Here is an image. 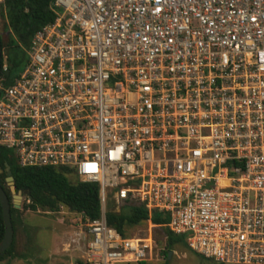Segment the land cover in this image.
<instances>
[{"label":"built area","instance_id":"built-area-1","mask_svg":"<svg viewBox=\"0 0 264 264\" xmlns=\"http://www.w3.org/2000/svg\"><path fill=\"white\" fill-rule=\"evenodd\" d=\"M51 9L24 70L0 78V147L100 186V218L70 211L68 250L82 264L150 261L159 226L134 237L107 223L110 203L132 201L206 260L264 264V0Z\"/></svg>","mask_w":264,"mask_h":264},{"label":"trees","instance_id":"trees-1","mask_svg":"<svg viewBox=\"0 0 264 264\" xmlns=\"http://www.w3.org/2000/svg\"><path fill=\"white\" fill-rule=\"evenodd\" d=\"M52 0H4L3 16L7 21L10 36L7 44L3 42V50L6 59L2 66L7 62L8 72L2 73V78L6 79L7 86L14 83L15 79L24 70L27 64L26 49L30 47L35 34L44 26L55 19V13L51 9ZM15 73V77L11 75ZM11 167L12 176L17 192H22L31 200L27 205L32 211L39 209L57 212L61 207H66L72 212L84 213L90 219H98L102 213L100 199V186L93 183H82L74 175L71 169H56L51 167H22L14 153L0 147V185L7 192L10 201H13L11 190L6 183V166ZM107 207V223L116 228L120 233L130 236L127 228L143 226L147 221L159 226L154 230H161L166 238L168 251L166 256L175 247L180 246L188 249V245L182 237L174 235L164 225L168 224V219L157 213H150L143 204L127 201L116 211ZM115 207L114 205L112 206ZM18 209L12 203V221ZM15 230V227H14ZM16 233V230H15ZM5 235L2 207L0 204V242ZM15 239V237H14ZM15 243L3 255H0V262L14 257ZM82 264V262H78ZM145 264V263H141Z\"/></svg>","mask_w":264,"mask_h":264},{"label":"rangeland","instance_id":"rangeland-1","mask_svg":"<svg viewBox=\"0 0 264 264\" xmlns=\"http://www.w3.org/2000/svg\"><path fill=\"white\" fill-rule=\"evenodd\" d=\"M3 11L4 0L0 3V34L3 37V42L7 44L10 31L2 14ZM4 64L8 67L7 62ZM11 77H15V73ZM109 194L112 196V193ZM13 196L14 194H12V198ZM22 196L21 209H18L14 215L16 262L0 264H74L73 259H78L79 253L69 251L68 244L75 226L74 221L77 218L66 207H61L57 212L41 209L32 211L27 208L26 194ZM112 206L113 204L110 205V208L115 210V207ZM127 233L134 237H144L147 234L145 226L127 228ZM154 238L156 248L153 258L145 264H216L214 261L204 259L189 248L185 249L180 246L171 250L172 256L168 254L167 257L166 252L169 249L163 232L156 230Z\"/></svg>","mask_w":264,"mask_h":264},{"label":"water","instance_id":"water-1","mask_svg":"<svg viewBox=\"0 0 264 264\" xmlns=\"http://www.w3.org/2000/svg\"><path fill=\"white\" fill-rule=\"evenodd\" d=\"M3 46H2V37L0 34V78L2 77L3 73ZM10 73L7 72V75ZM7 171V179L6 183L8 187L11 190V193L14 194L13 196V205L15 209H21V202L23 199V193L17 192L14 178L12 176L11 167L9 165L6 166ZM0 204L2 207V213H3V221L5 226V235L3 240L0 242V255L5 254L13 245L14 237H15V230L14 225L12 221V203L9 199V196L5 189L0 185ZM172 252L169 253V256H172ZM77 263V259H74V264Z\"/></svg>","mask_w":264,"mask_h":264},{"label":"crops","instance_id":"crops-1","mask_svg":"<svg viewBox=\"0 0 264 264\" xmlns=\"http://www.w3.org/2000/svg\"><path fill=\"white\" fill-rule=\"evenodd\" d=\"M15 256H16V255L14 254V257H11V258H9V259H6L5 261H2V262H0V263H5V262H6V263H7V262H8V263H11V262L13 263V262H16V260H15L16 257H15ZM77 262H78V259H77ZM73 263H74V259H73Z\"/></svg>","mask_w":264,"mask_h":264},{"label":"flooded vegetation","instance_id":"flooded-vegetation-1","mask_svg":"<svg viewBox=\"0 0 264 264\" xmlns=\"http://www.w3.org/2000/svg\"><path fill=\"white\" fill-rule=\"evenodd\" d=\"M6 53H5V50H3V60H4V58L6 59Z\"/></svg>","mask_w":264,"mask_h":264}]
</instances>
